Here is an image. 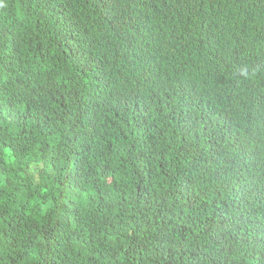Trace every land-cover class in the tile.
<instances>
[{"label":"trees","instance_id":"obj_1","mask_svg":"<svg viewBox=\"0 0 264 264\" xmlns=\"http://www.w3.org/2000/svg\"><path fill=\"white\" fill-rule=\"evenodd\" d=\"M201 1L128 11H171L170 44ZM132 3L0 0V264H264V66L202 47L197 105L117 27Z\"/></svg>","mask_w":264,"mask_h":264},{"label":"clouds","instance_id":"obj_2","mask_svg":"<svg viewBox=\"0 0 264 264\" xmlns=\"http://www.w3.org/2000/svg\"><path fill=\"white\" fill-rule=\"evenodd\" d=\"M263 2L264 0H202L199 10L195 11L192 26L171 40L170 44H167L165 26L171 11L151 6L133 16L128 10L136 5L137 0H134L132 5L122 4L118 7L116 25L131 40L141 43L153 39L163 57H169L168 72L164 61L162 64L164 79L175 81V86L184 91L181 96L203 106L210 99L206 100V96L213 95V80L206 68V64L212 60H207L206 54L198 65L195 60L197 51L202 47L211 44L215 48L219 39L228 41L229 37L232 49L243 54V51L236 50L242 44L239 39L243 38L253 46V54L250 56L264 66ZM89 14L104 27V21L99 15L93 12ZM78 142H91L94 151L97 150L96 141L87 136H81Z\"/></svg>","mask_w":264,"mask_h":264}]
</instances>
